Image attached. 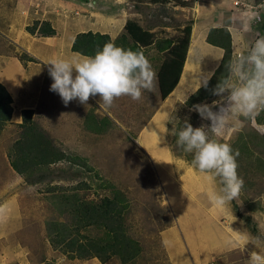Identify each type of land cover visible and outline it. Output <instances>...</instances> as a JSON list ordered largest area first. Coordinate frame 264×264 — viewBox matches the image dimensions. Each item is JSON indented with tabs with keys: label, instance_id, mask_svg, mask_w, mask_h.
<instances>
[{
	"label": "rangeland",
	"instance_id": "obj_1",
	"mask_svg": "<svg viewBox=\"0 0 264 264\" xmlns=\"http://www.w3.org/2000/svg\"><path fill=\"white\" fill-rule=\"evenodd\" d=\"M258 4L256 13L259 19H253L257 27L264 24V0H259ZM123 6L125 19L131 18L144 28L154 31V43L143 47V50L146 57L158 65L164 56L163 52L183 37V25L193 19V3L190 0H125ZM19 15L3 13L0 18L3 22L14 18L17 26L26 22V31L33 34L38 28L37 21H33L31 16L20 21ZM1 30L8 33L7 28ZM258 32L260 34L257 38L264 36V27L259 28ZM4 42L9 48L17 45L10 43L9 39ZM124 44L126 48L132 46L129 40L122 46ZM20 56L28 57L23 52ZM48 79L52 80L50 76ZM150 96L152 100L154 97L157 101L160 100L156 77L150 94L142 95L140 100L134 101L128 96H122L128 98L124 102L128 110H125L126 117L123 121L118 116L108 119V122L104 119L105 122L99 130H96L97 125L92 126V138L88 137L86 141H70L61 132L56 135L55 140L52 117L42 115L34 118L36 125L52 140L56 151L63 153L65 158L47 165L40 181L28 183L13 170L9 156L0 157V209L13 215L11 226L1 227L0 231L5 232L13 227L16 229L18 226L20 231L15 236L20 240H28L33 246L35 251H31L30 255L34 261L47 258V262H60V257L71 259L68 258L70 246L66 243L74 233V224L68 221L71 219L69 206L76 198L87 202L98 201L103 196H110L112 190L117 189L132 203L127 217L128 232L146 250V254L135 264H251L250 254L246 252L190 251L185 242L188 240L185 233L191 232L196 237L199 230L237 231L252 239L246 217L248 214L252 215L256 225L264 231V175L261 176L257 169L254 158L256 153L241 160L238 165V175L244 180L239 197L223 207L213 206L209 202L208 194L213 190L219 191L222 187L219 179H204L191 161L184 158L185 152L177 146V136L172 134L173 131L178 132L194 112H198L193 106L186 108L183 103L178 104L162 120L161 143L154 142L152 139L155 136L150 134L145 139L146 143L140 139L129 122L139 121V116L143 113L144 97L149 99ZM94 98L100 101L98 95ZM206 102L212 103L213 100L206 99L198 104ZM91 103L95 106L94 102ZM120 106L119 102L114 101L110 108L119 111ZM240 119L242 127L226 128L218 137L209 132L210 137L229 143L239 130L248 129L250 126L258 133H264V123L255 124L251 119ZM202 120L201 125L208 131L211 121ZM76 128L74 126V132L78 133ZM21 130L20 126L14 125V140H7V145L10 146L8 155L11 152L10 144L20 136ZM256 145L254 141L252 148ZM163 148L169 150L168 154L171 155L161 160L157 154ZM188 154L193 159V154ZM168 218L170 223L163 228L162 225ZM65 221H68L66 223L69 226L67 237H56L57 222ZM96 230L88 228L89 236L103 235L102 228ZM259 241V246L263 247L264 242ZM106 264L118 262L112 258Z\"/></svg>",
	"mask_w": 264,
	"mask_h": 264
},
{
	"label": "crops",
	"instance_id": "obj_2",
	"mask_svg": "<svg viewBox=\"0 0 264 264\" xmlns=\"http://www.w3.org/2000/svg\"><path fill=\"white\" fill-rule=\"evenodd\" d=\"M124 1L18 0L15 2V0H0V17L3 13H16L20 14L18 20L22 21V18L31 16L33 21H37V26L42 21H48L54 29V33L50 35H42L38 33V30L31 34L25 29L26 22H22V26H17L14 18H9L5 22L0 18V84L10 97L9 106L11 107L10 115L6 118L4 117L6 114L4 101L0 102V157L8 156L10 146L8 147L7 140L9 139L10 142L14 140V125L19 126L22 123L23 110H32L31 118H39L42 115L52 117L55 140L56 135L61 132L70 141L75 139L86 141L88 137L92 138L93 125H97L96 130H99L102 123L108 122V119L115 116L122 121L125 119V110H128V107L124 102L128 101V98L120 97L115 100L119 102V106L121 105L119 111L115 108L100 107L94 97H90L86 105L81 104L78 99L65 105L58 93L50 91L53 80L48 79L49 65L46 64L51 58L78 60L87 57L72 50L73 41L79 33L90 31L108 34L111 40L118 37L123 32L126 20ZM234 1H238V4L234 5ZM258 6V2L254 0H195L189 43L177 84L163 100L157 101L156 97L152 100L151 96L149 99L144 97L143 113L140 114L139 121L129 122L140 139L146 142L145 139L150 134L155 136L152 140L160 144L162 120L175 106L183 103L191 93L196 91L197 87L203 85V79L211 77L219 66L223 49L207 41L209 29L215 27L228 29L233 57L235 52L242 51L246 45L253 43L260 34L259 28L264 27L263 23L257 27L254 25L255 21L251 19V14L258 11ZM245 27L248 28L247 31ZM3 28H7L8 33L3 32L1 30ZM5 39H9L12 44H17L15 48L7 47ZM120 44L122 45V42ZM22 52L28 57L22 58L20 56ZM149 61L156 72L159 65L153 60ZM148 93L150 94L145 90L142 95ZM219 99L220 97L216 95L211 98L213 101ZM91 102H94L95 106ZM216 110L214 108V111ZM251 121L256 124V117ZM74 126H77L78 133L74 132ZM168 153H170L169 150L163 148L157 155L162 160L171 155ZM174 187L179 188L177 185ZM0 211V229L10 227L13 215L3 209ZM18 228L17 226L16 229L13 227L5 232L0 231V264H44L47 258L34 261L30 255L35 251L33 246L28 240H20L15 236V233L20 231ZM185 236L188 239L185 242L190 251L208 253L239 251L246 252L248 255L252 251L264 252V246L260 247L259 243L237 231L199 230L196 237L191 232H186ZM241 236L243 240L237 243ZM246 240L251 241L244 245L243 250V242ZM56 263L103 264L96 257L87 259L60 257V262L56 261Z\"/></svg>",
	"mask_w": 264,
	"mask_h": 264
},
{
	"label": "trees",
	"instance_id": "obj_3",
	"mask_svg": "<svg viewBox=\"0 0 264 264\" xmlns=\"http://www.w3.org/2000/svg\"><path fill=\"white\" fill-rule=\"evenodd\" d=\"M190 1L191 3L195 2V0ZM255 2H259V0ZM191 25L192 19L183 25V37L176 40L163 52L164 56L156 71L160 100L167 97L179 80L189 43ZM37 30L42 35L54 33V29L51 28L48 21L40 22ZM127 40L132 43V46L127 47L134 50L133 47H147L154 43L155 34L154 31L144 28L137 21L127 18L123 25V32L114 40H111L108 34L90 31L82 32L76 35L72 50L83 55L93 56L96 50L102 49L106 42H114L116 45L122 46L118 43L122 42L123 44ZM207 41L221 47L223 56L219 66L208 79L207 87L201 85L198 90L188 96L183 104L181 103L186 108H190L203 100L213 98L215 95L212 93V89L220 79L227 75V65L232 59L231 36L228 29L225 27L210 28L207 34ZM122 47L126 48V44ZM2 100L6 110L4 117L7 118L11 112V107L9 106L10 97L0 84V102ZM31 113L32 110L30 109L22 111V123L19 124L22 130L20 136L13 142L11 152L8 155L13 170L28 183L40 181L42 179L41 174L47 165L65 158L63 153L56 151L52 140L48 139L36 125L34 118L30 116ZM200 118L199 114L194 112L188 123L194 128L201 127L200 122H203V120H200ZM256 121L260 124L264 123V111L256 116ZM254 141L257 145L252 148ZM229 144L234 152L238 150L240 153L237 157L238 165L241 164V160L256 153L254 158L257 169L260 170L261 176L264 175V133L260 134L250 126L248 129L239 130ZM175 154L177 153L175 152ZM184 158L192 161L188 153H185ZM131 207V201L124 198L117 189L112 190L110 196H103L98 201L87 202L76 198L68 209L71 213V219L68 221H72L74 224V233L66 242L70 246V252L68 251L70 256L68 258L87 259L96 257L103 264L115 258L118 264H135L140 257L146 254V250H144L139 240L128 232L127 217ZM246 217L249 222V234L252 240L257 243L260 242L259 240L264 242V231H261L259 226L256 225L257 223L251 214ZM68 221L57 222L56 237H62L63 239L67 237L69 226L66 222ZM169 223L170 220L168 218L162 227L165 228ZM90 227L95 230L102 228L103 235L96 234L90 237L88 234V228ZM44 264L57 263L55 261L47 262L46 260Z\"/></svg>",
	"mask_w": 264,
	"mask_h": 264
},
{
	"label": "clouds",
	"instance_id": "obj_4",
	"mask_svg": "<svg viewBox=\"0 0 264 264\" xmlns=\"http://www.w3.org/2000/svg\"><path fill=\"white\" fill-rule=\"evenodd\" d=\"M251 19L258 20L259 15L252 13ZM46 64L53 80L50 91L58 93L65 105L75 99L86 105L90 97L97 95L100 107L104 108H110L122 96L138 101L143 91H152L156 77L143 48L133 50L114 42H106L93 56L78 60L51 58ZM209 78L203 79L204 87ZM212 93L220 99L211 105L193 106L202 119L211 121L208 131L203 126L194 128L185 121L183 127L172 134L177 136L178 147L193 154L191 163L204 179L219 178L222 187L211 191L208 198L213 206L223 207L239 197L244 185L237 172L240 153L234 152L229 143L210 137L209 132L218 137L226 128L242 127L241 117L254 119L264 111V36L234 53L227 65V75L219 80ZM241 240L242 236L237 243ZM248 241L251 240L243 242V250ZM249 260L251 264H264V252L252 251Z\"/></svg>",
	"mask_w": 264,
	"mask_h": 264
},
{
	"label": "built area",
	"instance_id": "obj_5",
	"mask_svg": "<svg viewBox=\"0 0 264 264\" xmlns=\"http://www.w3.org/2000/svg\"><path fill=\"white\" fill-rule=\"evenodd\" d=\"M233 3H234V5H237V4H238V1H234ZM76 14H77V13H76ZM210 264H212V263H210Z\"/></svg>",
	"mask_w": 264,
	"mask_h": 264
},
{
	"label": "water",
	"instance_id": "obj_6",
	"mask_svg": "<svg viewBox=\"0 0 264 264\" xmlns=\"http://www.w3.org/2000/svg\"><path fill=\"white\" fill-rule=\"evenodd\" d=\"M83 1H86V0H83Z\"/></svg>",
	"mask_w": 264,
	"mask_h": 264
}]
</instances>
